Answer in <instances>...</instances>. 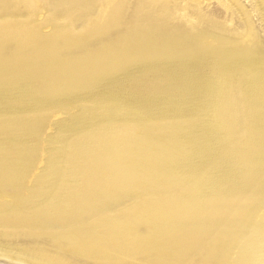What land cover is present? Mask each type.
<instances>
[{"label":"rangeland","instance_id":"rangeland-1","mask_svg":"<svg viewBox=\"0 0 264 264\" xmlns=\"http://www.w3.org/2000/svg\"><path fill=\"white\" fill-rule=\"evenodd\" d=\"M263 46L264 0H0V254L26 264H264V191L209 202L191 176L172 173L193 148L179 137L190 119L165 118L178 86L155 69L195 47L201 68L220 75L208 56ZM232 91L239 126L223 132L247 152L256 133L246 88ZM145 106L148 116L135 109Z\"/></svg>","mask_w":264,"mask_h":264},{"label":"bare ground","instance_id":"bare-ground-1","mask_svg":"<svg viewBox=\"0 0 264 264\" xmlns=\"http://www.w3.org/2000/svg\"><path fill=\"white\" fill-rule=\"evenodd\" d=\"M188 49L182 53L184 60L178 62L179 65L175 62L173 63L175 67L170 68L169 65L164 64L161 68L160 66L155 68L157 71L165 72L168 85L178 86L175 92L168 94L165 118H176L180 121L185 118L190 119V124H187L188 131L179 134V137L181 136L185 143L193 144V148L191 147L184 157L171 163L174 164L172 173L180 177L191 176L192 183L196 187V195L201 197V200L207 199L209 202H216L218 197H232V195L235 197L247 188L255 193L254 195L263 192L264 182L256 184L255 181L256 177L264 176V46L254 49L253 52L247 51L246 54H240V50L225 48L224 51L227 53L218 51L208 56L216 62L215 66L222 63L220 75L205 72L201 65L206 57L196 53L195 47L192 50ZM237 82L246 88L248 103L246 113H249L256 133L252 138L254 140L252 144H255L256 148H251L249 144L250 151L247 152H242L231 145L228 133L223 132L224 127L234 126L237 129L239 126L237 115L241 112L240 105L233 97L232 91ZM94 101L97 102V107H101L99 103L102 101ZM135 109L142 116H148L147 106H145L146 113L138 108ZM223 109L227 112L230 109V114L229 112L227 115L224 114ZM100 113L102 116H109L112 112L107 107L103 111L101 109ZM159 113L160 111H157L150 118L161 117ZM192 119H196V122H191ZM235 128L232 130H236ZM181 152L184 154V150ZM151 172L153 177L157 178L158 171L155 167ZM5 249L7 252H17L11 248L5 247ZM249 252L255 257L258 255L255 249ZM0 258H3L0 261L7 263L26 264L23 262L25 259H12L2 254ZM76 258L81 260L79 257Z\"/></svg>","mask_w":264,"mask_h":264}]
</instances>
